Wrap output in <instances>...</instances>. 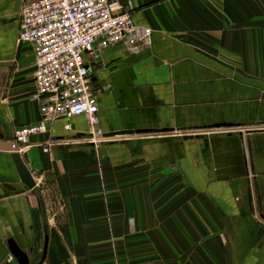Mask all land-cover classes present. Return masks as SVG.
<instances>
[{
    "label": "crops",
    "instance_id": "1",
    "mask_svg": "<svg viewBox=\"0 0 264 264\" xmlns=\"http://www.w3.org/2000/svg\"><path fill=\"white\" fill-rule=\"evenodd\" d=\"M24 1L0 0L2 141L42 119ZM121 3L153 32L85 54L101 135L57 117L16 149L44 204L0 147V264L10 236L30 264H264V0Z\"/></svg>",
    "mask_w": 264,
    "mask_h": 264
},
{
    "label": "built area",
    "instance_id": "2",
    "mask_svg": "<svg viewBox=\"0 0 264 264\" xmlns=\"http://www.w3.org/2000/svg\"><path fill=\"white\" fill-rule=\"evenodd\" d=\"M152 32V27L135 23L129 10H122L121 0L24 1L19 38L35 52L34 80L42 119L16 129L14 148L47 130L48 121L57 117L86 115L93 136H100L101 129H94L100 105L85 54L97 62L102 50L116 43L134 51L150 40Z\"/></svg>",
    "mask_w": 264,
    "mask_h": 264
},
{
    "label": "water",
    "instance_id": "3",
    "mask_svg": "<svg viewBox=\"0 0 264 264\" xmlns=\"http://www.w3.org/2000/svg\"><path fill=\"white\" fill-rule=\"evenodd\" d=\"M231 124H233V123H231V122L218 123V125H231ZM132 132H134L133 129H120V130L113 131V132L108 133V134L113 135V134H124V133H132ZM0 147L9 149L11 151L12 160L16 166V169L18 171V174H19L21 180L24 183H26L28 187L33 189L38 200L42 204H44V198H43L42 192H41L40 188L37 186V182H36L32 172H31V170L29 169V167L27 166V164L23 160L22 154L14 148V145L11 141L0 140ZM7 242H8V245H9V248H10L12 254L18 260V264H30L31 263L29 253L20 246L18 241L13 236H10L7 239ZM46 251H47V242L45 243V246H44V255L46 254ZM42 260H43V258L39 261L38 264H41ZM3 264H12V263L10 261H7Z\"/></svg>",
    "mask_w": 264,
    "mask_h": 264
},
{
    "label": "rangeland",
    "instance_id": "4",
    "mask_svg": "<svg viewBox=\"0 0 264 264\" xmlns=\"http://www.w3.org/2000/svg\"><path fill=\"white\" fill-rule=\"evenodd\" d=\"M94 129L96 130V129H97V127L95 126V127H94ZM99 135H100V134H99ZM206 223H207V219H206Z\"/></svg>",
    "mask_w": 264,
    "mask_h": 264
}]
</instances>
